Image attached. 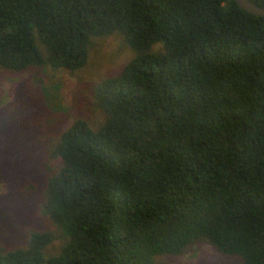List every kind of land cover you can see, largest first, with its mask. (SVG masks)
Returning <instances> with one entry per match:
<instances>
[{"label":"trees","instance_id":"trees-1","mask_svg":"<svg viewBox=\"0 0 264 264\" xmlns=\"http://www.w3.org/2000/svg\"><path fill=\"white\" fill-rule=\"evenodd\" d=\"M111 36L130 58L92 84L93 119L46 71L79 77ZM5 74L24 79L0 103V264H172L203 244L214 264H264V17L233 0H0ZM42 217L56 232L28 225Z\"/></svg>","mask_w":264,"mask_h":264},{"label":"rangeland","instance_id":"rangeland-1","mask_svg":"<svg viewBox=\"0 0 264 264\" xmlns=\"http://www.w3.org/2000/svg\"><path fill=\"white\" fill-rule=\"evenodd\" d=\"M129 58L130 52L123 45L121 38L111 36L101 45L92 48L88 65L79 77L70 75L65 71L54 73L49 70L46 71V74L52 80L62 83L60 92L65 107L73 106L76 101L79 102L78 97H80V102L86 114L93 119L101 120L103 115L92 102L91 86L102 76L116 74ZM23 79V75H0V103H7L15 99L18 86ZM4 192V186L0 185V194ZM33 223H38L36 227L56 232V229L44 217L30 221L28 225ZM56 235L59 234L56 233ZM60 243V238H57L48 252H54ZM223 261H226V258H223L210 246L203 244L194 246L191 251L179 257L172 264H214Z\"/></svg>","mask_w":264,"mask_h":264},{"label":"water","instance_id":"water-1","mask_svg":"<svg viewBox=\"0 0 264 264\" xmlns=\"http://www.w3.org/2000/svg\"><path fill=\"white\" fill-rule=\"evenodd\" d=\"M245 12L259 17H264V8L252 3L250 0H233Z\"/></svg>","mask_w":264,"mask_h":264}]
</instances>
